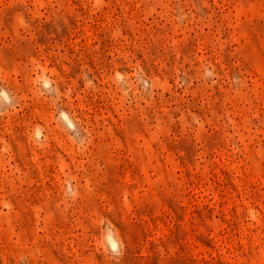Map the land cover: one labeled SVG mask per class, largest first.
Returning <instances> with one entry per match:
<instances>
[{
    "label": "rangeland",
    "instance_id": "374dc122",
    "mask_svg": "<svg viewBox=\"0 0 264 264\" xmlns=\"http://www.w3.org/2000/svg\"><path fill=\"white\" fill-rule=\"evenodd\" d=\"M0 264H264V0H0Z\"/></svg>",
    "mask_w": 264,
    "mask_h": 264
}]
</instances>
